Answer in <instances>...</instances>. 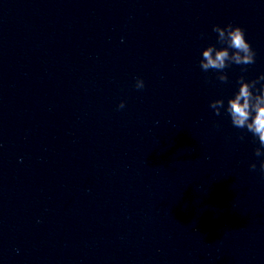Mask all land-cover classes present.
Instances as JSON below:
<instances>
[{
    "label": "water",
    "instance_id": "water-1",
    "mask_svg": "<svg viewBox=\"0 0 264 264\" xmlns=\"http://www.w3.org/2000/svg\"><path fill=\"white\" fill-rule=\"evenodd\" d=\"M261 74L264 0H0V264H264L258 141L209 107Z\"/></svg>",
    "mask_w": 264,
    "mask_h": 264
},
{
    "label": "clouds",
    "instance_id": "clouds-1",
    "mask_svg": "<svg viewBox=\"0 0 264 264\" xmlns=\"http://www.w3.org/2000/svg\"><path fill=\"white\" fill-rule=\"evenodd\" d=\"M212 31L217 34V44L221 47H217L216 44L205 47L202 50L199 66L205 73L215 70L216 79L221 83H228L229 77L224 69L233 64L241 66L254 64L256 52L245 38V30L239 25L214 24ZM241 71L245 72L246 68H242ZM236 83L239 86L238 91L227 99L226 105L223 98H218L210 101L209 107L216 116H220L223 109L230 117L233 127L246 130L251 133L254 142L258 141L254 156L259 158V172L264 177V74L251 80L241 75ZM134 87L137 90L144 89V80L136 77ZM117 107L123 109L125 102L121 101ZM240 139L243 140L244 136L241 135ZM248 167L250 171L255 172L257 162H250Z\"/></svg>",
    "mask_w": 264,
    "mask_h": 264
}]
</instances>
